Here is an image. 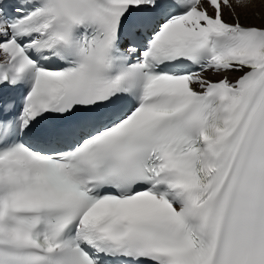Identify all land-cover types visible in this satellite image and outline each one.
<instances>
[{
    "label": "snow or ice",
    "instance_id": "snow-or-ice-1",
    "mask_svg": "<svg viewBox=\"0 0 264 264\" xmlns=\"http://www.w3.org/2000/svg\"><path fill=\"white\" fill-rule=\"evenodd\" d=\"M0 264H264V0H0Z\"/></svg>",
    "mask_w": 264,
    "mask_h": 264
},
{
    "label": "bare ground",
    "instance_id": "bare-ground-1",
    "mask_svg": "<svg viewBox=\"0 0 264 264\" xmlns=\"http://www.w3.org/2000/svg\"><path fill=\"white\" fill-rule=\"evenodd\" d=\"M244 22H246V23H252V22H255V23H260V21H259V20H256V21L248 20V21H244Z\"/></svg>",
    "mask_w": 264,
    "mask_h": 264
}]
</instances>
